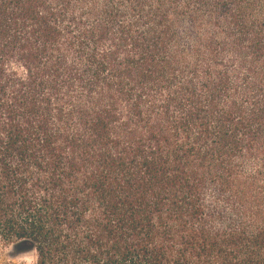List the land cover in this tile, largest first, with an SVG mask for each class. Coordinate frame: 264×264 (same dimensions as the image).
<instances>
[{
  "label": "trees",
  "instance_id": "obj_1",
  "mask_svg": "<svg viewBox=\"0 0 264 264\" xmlns=\"http://www.w3.org/2000/svg\"><path fill=\"white\" fill-rule=\"evenodd\" d=\"M0 244L264 264V0H0Z\"/></svg>",
  "mask_w": 264,
  "mask_h": 264
},
{
  "label": "rangeland",
  "instance_id": "obj_2",
  "mask_svg": "<svg viewBox=\"0 0 264 264\" xmlns=\"http://www.w3.org/2000/svg\"><path fill=\"white\" fill-rule=\"evenodd\" d=\"M0 264H36L32 253H18L11 246L0 244Z\"/></svg>",
  "mask_w": 264,
  "mask_h": 264
}]
</instances>
